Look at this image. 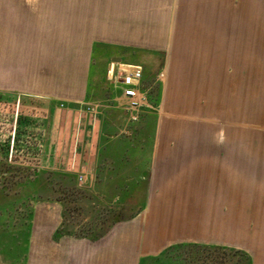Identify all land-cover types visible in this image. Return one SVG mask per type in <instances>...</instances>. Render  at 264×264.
<instances>
[{"label": "crops", "instance_id": "obj_1", "mask_svg": "<svg viewBox=\"0 0 264 264\" xmlns=\"http://www.w3.org/2000/svg\"><path fill=\"white\" fill-rule=\"evenodd\" d=\"M110 2L112 21L101 33H95L97 23H78L62 26L54 41L49 29L36 27L34 18L7 23L0 94L64 101L74 113L71 127H77V140L84 139V152L92 160L94 176L89 179H94L96 193L112 201V178L123 176L113 199H127L134 193L127 189V179L137 177L146 182V203L97 239L54 238L61 218L50 220L43 239L31 242L28 264H142L178 244L219 245L213 243L217 238L211 223L208 228L197 217L221 218L216 226L227 237L228 223L222 218L245 217L244 185H264V145L244 144V123H238L245 121V72L252 80L258 72L259 34L250 28L246 32L244 23L228 16L229 0ZM21 44L28 50L26 59H19ZM161 55L158 69L156 62L151 68L141 60ZM105 62L116 94L96 98L97 90L106 91L98 79L99 65ZM112 65L113 76L122 66L142 68L141 114L125 129L127 136L113 126L118 117L129 118L115 109L125 99L109 74ZM257 90L253 88L252 100ZM105 102L109 104L99 106ZM230 119L240 128L236 146L225 143ZM142 137L151 142L142 144ZM133 169L147 172L134 174ZM214 184L220 186L217 193ZM237 230L243 231V225Z\"/></svg>", "mask_w": 264, "mask_h": 264}, {"label": "rangeland", "instance_id": "obj_2", "mask_svg": "<svg viewBox=\"0 0 264 264\" xmlns=\"http://www.w3.org/2000/svg\"><path fill=\"white\" fill-rule=\"evenodd\" d=\"M111 5L110 0H0V53L6 50L3 34L10 26L7 23L13 20L18 22L20 20L23 23L28 22V18H34L36 27L40 30L49 29L51 32L47 35L55 41L60 39L62 26H76L78 23L84 24L85 27L87 24L97 23L99 25L95 24V33L104 32L101 28L112 21ZM227 12L231 19L237 17L239 22L244 23L243 28L246 32L250 28V31L253 30L260 36V50L254 58L258 72H255V80L249 79V73L245 72V121L238 123H244V144L263 146L264 0H229ZM36 36L38 38L41 36L39 30ZM22 44L19 48V59H26L28 50ZM104 59L107 60L106 57ZM142 59L150 63L151 68L157 64L158 69L162 55L145 56ZM39 60L37 56L38 70L41 68ZM154 62L156 63L153 64ZM256 76H259L258 80ZM107 78L108 68L105 62L99 65L98 79L106 91L97 90L94 97L115 96V88ZM251 87L258 88L257 98L253 100ZM157 90L156 84L151 93L156 95ZM252 101L255 102L254 105ZM60 104L63 108H60ZM107 104L109 103L105 102L99 106ZM69 109L70 106L64 101L50 103L43 98L0 94V264H28L30 244L34 240L43 239L45 233L50 230V220L56 221L61 218V224L64 222L65 226L62 229L64 235L93 239L98 233L104 232L110 223L108 209L120 202L113 197L119 191L118 184L125 179L123 176L112 178V190H109L112 191V201L104 200L97 194L94 179L92 181L89 179L90 176H94L93 173L90 175L92 160L90 161L89 154L84 152V139L77 140V127H71L75 116L68 111ZM115 109L127 113L126 117L129 120L123 121V116L118 117L113 125L122 130L123 136H127L125 129L130 127V122L138 120L141 108L130 106L122 100L117 102ZM256 114L259 115V121L256 120ZM236 123L231 119L229 121L228 138L225 142L228 145L237 144L236 132L240 128L236 129ZM143 139L145 143L142 144L151 142V138L142 137ZM230 160L235 163L234 159ZM67 169L77 170L78 173H68ZM131 172L143 174L147 170L133 169ZM57 173L74 176V187L71 186L72 180L60 178ZM76 174L81 177L78 178ZM129 187L133 190L134 196L128 214L142 209L146 203L143 197L147 186L141 178L133 177L131 181L127 179V189ZM103 188L108 191L107 187ZM219 188L217 184L213 185L214 192L217 193ZM244 199V218H237L232 214L222 218L228 223L227 237L224 232L219 231L221 230L219 226H216L221 218L213 216L210 220L209 216L205 219L197 217L198 222L207 224L208 228L212 225L211 228L215 230L217 238L213 243L220 244H196L241 250L250 257L252 264H264V185L245 184ZM227 203H231V200ZM223 212L226 213V207L223 208ZM103 220L105 226L101 224ZM241 225L243 231H238L237 227L240 230ZM56 231L52 235L54 238ZM224 254L221 250H196L185 247L183 250L171 252L164 262L179 264L186 260L187 264H201L197 257L206 258L210 255L215 264H220L225 261ZM149 264L156 262L152 261Z\"/></svg>", "mask_w": 264, "mask_h": 264}, {"label": "trees", "instance_id": "obj_3", "mask_svg": "<svg viewBox=\"0 0 264 264\" xmlns=\"http://www.w3.org/2000/svg\"><path fill=\"white\" fill-rule=\"evenodd\" d=\"M56 175H58V177L60 178H67L72 180L71 182V186L74 187L73 182H74V176L72 175H65L62 173H57ZM127 197V195H126ZM131 198V199H130ZM133 198V195L128 196L127 199H122L119 200L120 202L115 205L113 208H109L108 209V217L110 219V223L105 227L106 230L104 232H100L97 234V236H95L93 239H97L99 237H101L111 226L115 225L116 223H120L123 221H126L128 219H131L134 214L139 211H135L134 213H127L129 207L131 206V200ZM100 223V222H99ZM101 224L103 226L106 225L105 221L103 220L101 222ZM65 228L64 226V222L60 225V227L57 229L55 236L57 238H59L60 236H63L65 233L62 231V229ZM104 228V229H105ZM185 247H191V248H196V250L198 249H204V250H221L223 251L224 254V260L223 262H221L220 264H252V261L250 259V257L244 253L241 250H234V249H226V248H221V247H207V246H201V245H197V244H179V245H174V246H170L169 248L165 249L158 257H154V258H147L143 261L142 264H149L150 262H156V264H166L164 262L165 258H167L171 252H177L178 250H183V248ZM202 256H198L197 261L201 262V264H215L214 261H212V257L209 255L206 258H201ZM166 261V260H165ZM181 261V260H180ZM183 261V260H182ZM179 264H187L186 260H184V262H179Z\"/></svg>", "mask_w": 264, "mask_h": 264}, {"label": "built area", "instance_id": "obj_4", "mask_svg": "<svg viewBox=\"0 0 264 264\" xmlns=\"http://www.w3.org/2000/svg\"><path fill=\"white\" fill-rule=\"evenodd\" d=\"M112 65L109 74L113 76L115 73ZM121 70H118V75L113 76L114 83L121 87L122 96L128 105L133 107H140L139 98L141 97L138 86L142 78V68L140 66H122ZM60 108L63 105L60 104Z\"/></svg>", "mask_w": 264, "mask_h": 264}, {"label": "water", "instance_id": "obj_5", "mask_svg": "<svg viewBox=\"0 0 264 264\" xmlns=\"http://www.w3.org/2000/svg\"><path fill=\"white\" fill-rule=\"evenodd\" d=\"M114 62H116V63H120V60L119 59H117L116 61H114Z\"/></svg>", "mask_w": 264, "mask_h": 264}]
</instances>
